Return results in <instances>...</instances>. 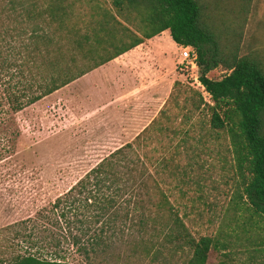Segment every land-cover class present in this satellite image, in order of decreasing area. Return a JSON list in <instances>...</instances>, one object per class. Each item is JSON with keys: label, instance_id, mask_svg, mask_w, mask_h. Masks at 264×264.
Instances as JSON below:
<instances>
[{"label": "trees", "instance_id": "1", "mask_svg": "<svg viewBox=\"0 0 264 264\" xmlns=\"http://www.w3.org/2000/svg\"><path fill=\"white\" fill-rule=\"evenodd\" d=\"M223 1L0 0V162L14 152L17 112L165 29L196 51L198 78L213 103L174 81L157 116L132 142L35 217L11 224L28 231L17 234L25 248L0 264H71L69 247L89 260L108 241L134 234L145 254L206 264L217 238L195 236L184 220L191 210L184 206L180 214L171 197L199 200L192 192L208 172L229 163L242 179L235 201L245 198L264 212V69L252 55H240L239 28L225 25ZM249 3L238 0L239 11ZM220 65L229 72L209 78ZM200 154L206 157L199 162Z\"/></svg>", "mask_w": 264, "mask_h": 264}, {"label": "rangeland", "instance_id": "2", "mask_svg": "<svg viewBox=\"0 0 264 264\" xmlns=\"http://www.w3.org/2000/svg\"><path fill=\"white\" fill-rule=\"evenodd\" d=\"M237 6L238 0L220 2L221 12L228 11V14L223 13L228 19L225 25L239 28L240 55H252L264 69V0H250L245 12L239 11ZM180 62L178 70L183 74V84L195 89L194 77H199L198 66L190 69ZM228 72L220 65L207 76L220 79ZM199 91L207 104H213L207 92ZM86 116L84 112L77 118L82 122ZM14 118L13 128L19 130L12 147L14 152L0 162V259L10 258L25 248L22 237L17 234L28 231H21L19 226L11 224L35 217L41 208L47 207L119 146V143L106 144L90 137H73L71 126L80 122L73 120L64 95L56 100L48 95L17 112ZM83 132L89 133L90 129L83 128ZM204 157L206 155L200 154L197 160L200 162ZM211 162L218 165L215 150H212ZM208 175L210 178L201 190L192 192L200 196L199 200H174L171 197L180 214L185 212L184 206L187 212L191 210L184 220L194 235L212 236L220 244L235 250L248 248L252 241L248 238L261 237L264 241V212L254 211L245 198L235 201L237 186L242 188L237 167L229 163L224 169L216 167L210 170ZM48 228L56 231L53 226ZM138 236L134 234L124 240L114 238L100 246L89 260L69 247L66 258L71 264H181L179 257L169 258L168 253L145 254L137 244L141 242ZM250 254L254 256L255 264L257 254Z\"/></svg>", "mask_w": 264, "mask_h": 264}, {"label": "crops", "instance_id": "3", "mask_svg": "<svg viewBox=\"0 0 264 264\" xmlns=\"http://www.w3.org/2000/svg\"><path fill=\"white\" fill-rule=\"evenodd\" d=\"M179 47L165 29L52 92L54 100L64 95L73 120L80 122L71 126L73 137L119 143L115 149L132 142L157 116L174 81H183ZM84 112L88 116L81 122L77 116ZM248 240H252L248 248L236 250L218 243L209 250L206 264H254L251 252L257 254L255 264H264L263 239Z\"/></svg>", "mask_w": 264, "mask_h": 264}, {"label": "built area", "instance_id": "4", "mask_svg": "<svg viewBox=\"0 0 264 264\" xmlns=\"http://www.w3.org/2000/svg\"><path fill=\"white\" fill-rule=\"evenodd\" d=\"M180 58H181V64H185L186 67H189L190 69H197V54L196 51L191 46H184L180 45ZM194 82L197 84L196 87L198 90L205 91L204 86L199 81L198 76L194 77ZM195 88V89H196Z\"/></svg>", "mask_w": 264, "mask_h": 264}]
</instances>
